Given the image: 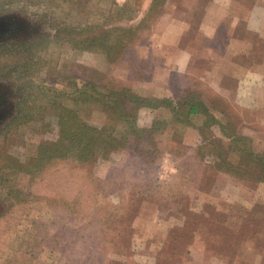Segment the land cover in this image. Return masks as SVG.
I'll list each match as a JSON object with an SVG mask.
<instances>
[{"label":"rangeland","instance_id":"1","mask_svg":"<svg viewBox=\"0 0 264 264\" xmlns=\"http://www.w3.org/2000/svg\"><path fill=\"white\" fill-rule=\"evenodd\" d=\"M121 1L114 0L116 4ZM200 1L159 0L156 23L145 32L146 38L122 55L125 69L115 63L104 66L103 73L117 74L120 84L131 87L130 69L135 68L131 52L150 45V41L154 43L163 16L168 17L167 24L174 25L169 33L177 25L183 27L182 31L187 29V37L179 39L181 44L191 45L193 53L208 51L216 43L221 51L227 41V27L236 17L227 16L226 0H217L219 7L224 6L226 19L219 22V8L209 10L207 5V14L202 12L201 18L194 5ZM105 2L51 0L41 10L21 3L0 10V17L13 14L28 20L26 15L38 16L51 25L45 24L47 33L56 31L57 35L42 47L34 46L32 40L0 45V86L14 95L25 82L28 86V98H13L11 112L0 123V163L13 148L24 151V155L38 145H46L54 136V109L49 114V106L41 101L53 96L55 89L67 92L72 85L78 87L88 66L103 62L77 45L101 32L98 19ZM127 3L130 9L139 6L143 11L148 0ZM206 20L220 25L211 42L205 33L212 26ZM90 21H96L97 27ZM116 23L126 26L133 22ZM121 67L124 71L120 74ZM245 75L253 81L245 85L244 93L249 98H263L260 75ZM190 86L187 88L200 86L211 95L220 93L204 83ZM18 102H22L19 107ZM257 105V101L251 103V107ZM136 111L129 104L123 106V113L134 116L136 124L142 126L150 114L143 109V116L138 118ZM255 111L250 113L252 118L241 116L250 125L238 128L241 131L244 127L245 133L240 134L250 137L255 152L263 153L264 126L257 124ZM102 113L99 103L88 102L83 104L80 117L98 127L104 123ZM184 128L168 123L166 130L173 133L162 138L164 150L151 164L117 149L107 160L98 162L87 177L83 170L65 161L55 162L30 184L21 174L5 176L0 182V206L6 207L0 216V264H264V183L238 182L222 174L210 176L205 163L176 143L180 139L182 145H193L197 140L195 134L183 136ZM225 139L217 138V146L221 156L227 158L231 146ZM127 141L131 146V137Z\"/></svg>","mask_w":264,"mask_h":264},{"label":"trees","instance_id":"2","mask_svg":"<svg viewBox=\"0 0 264 264\" xmlns=\"http://www.w3.org/2000/svg\"><path fill=\"white\" fill-rule=\"evenodd\" d=\"M128 1L122 0L116 4L114 0H106L105 10L98 19L101 32L91 41L86 40L77 45L82 51L102 58L103 62L89 65L87 75L78 87L72 85L67 92L55 89L53 96H48L46 101L42 100L44 97L41 98L42 104L49 106V114L54 109V136L46 145L36 146L32 153L25 151L23 155L24 151L11 149L0 163V182L7 175L21 174L30 184L32 178L57 161L73 164L76 169L83 170L87 177L92 175L98 162L107 160L117 149L129 151L136 158L151 164L164 150L162 138L173 133L166 130L168 123H178V126L191 128L197 139L191 147L186 143L182 145L179 139L176 142L179 148L190 151L192 158L205 163V171L210 176L222 174L238 182L264 183V152H255L246 134L226 132L230 108L219 94L211 95L200 86H176L170 90V97L155 98L149 96L146 89L120 84L117 74L114 77L103 73L104 66L115 63H120L125 69L127 64L122 55L140 45L146 38L145 32L156 23L159 0H148L143 11H139V6L130 9ZM202 2L194 4L199 17L202 12H206V5L209 7L212 0ZM20 3L41 10L51 0H0V10ZM250 5V0H231L226 10L227 16L231 14L229 17L238 18V13L246 14ZM118 20L133 23L118 25ZM89 24L97 27L91 21ZM100 79L111 81L102 82ZM88 102L101 105L104 123L98 127L80 117L83 104ZM125 104L148 111L149 119L138 126L134 116L123 113ZM128 137H131V146H128ZM217 137L230 142V155L227 158L221 156Z\"/></svg>","mask_w":264,"mask_h":264},{"label":"crops","instance_id":"3","mask_svg":"<svg viewBox=\"0 0 264 264\" xmlns=\"http://www.w3.org/2000/svg\"><path fill=\"white\" fill-rule=\"evenodd\" d=\"M230 1L226 0L225 2L226 10L231 3ZM250 1L251 5L246 14L231 19L227 27V41L223 44L221 51L216 43L210 46L208 51L204 49L201 53H193L191 45L180 43L179 38L186 35L187 29L184 27L185 29L182 31L183 27L180 25L182 28L178 30L180 27L177 25L176 29L169 33L170 26L174 28V25L167 24L168 17L163 16L160 24H158V32L153 36V38L156 37L154 43L151 44L150 41V45L138 47L131 52L135 68L130 69L131 80L129 83L127 82L128 85L146 89L148 95L155 98L170 97V90L176 86L191 87L192 83L197 85L204 83L207 87L214 86L220 90L219 95L229 103L227 133L238 135L245 133L243 132L245 128L243 127L240 131L238 126L242 124V126L247 127L250 124L249 122L244 123L243 121L246 120H242L241 116L252 118L250 113L253 110L258 112L253 115L258 118L257 124L264 126V97L249 98L243 91L245 85L253 81L245 75L246 72L260 75V82L262 83L260 84L261 86L264 85V0ZM221 6L219 7L217 0H214L208 7L209 10L219 8L217 9L219 22L220 20L222 22L224 18L226 19V13L225 15L223 13L224 6ZM206 12L205 14H207ZM207 19L209 18L207 17ZM206 21L212 26L211 31L213 30L205 33L207 41L211 42L217 36L219 24L217 21ZM181 31L182 34H180ZM159 52L163 55H159ZM220 52L221 55L219 56L218 53ZM157 59L160 60V63H157ZM254 101L260 105L251 107V103ZM241 112L243 113L239 115ZM143 114V109H137L135 116L141 118ZM184 134L193 135L195 132L191 128H184L183 136ZM190 138L192 139V137ZM217 138L225 139L223 137ZM196 142L197 140L193 142V145Z\"/></svg>","mask_w":264,"mask_h":264},{"label":"flooded vegetation","instance_id":"4","mask_svg":"<svg viewBox=\"0 0 264 264\" xmlns=\"http://www.w3.org/2000/svg\"><path fill=\"white\" fill-rule=\"evenodd\" d=\"M22 13L23 12H21V14ZM26 16L28 20L25 18L19 19L13 14L5 15L2 18L3 27L0 33V45L14 43L17 41L29 43L32 40L34 46L42 47V45L46 43L49 44L54 39H57V35L55 34L56 31L50 35V33H47L46 31L47 27L44 29L45 24L51 26L47 21L35 15ZM41 26L43 29H40ZM52 29L55 30L54 28ZM49 30H51V28ZM24 80V78L20 79V82H24ZM21 86L22 87L19 88L15 95L14 93H11V91L9 93L8 89L4 86H0V123H2V121H4L9 115V112H11L12 108L10 106V102L13 98L24 101L28 98L26 95L28 89L27 83L25 82ZM21 103L22 102L16 103V106L19 107ZM5 209L6 207H3L2 205L0 206V216L4 214Z\"/></svg>","mask_w":264,"mask_h":264},{"label":"water","instance_id":"5","mask_svg":"<svg viewBox=\"0 0 264 264\" xmlns=\"http://www.w3.org/2000/svg\"><path fill=\"white\" fill-rule=\"evenodd\" d=\"M2 18H3V17H0V33H1V31H2V27H3Z\"/></svg>","mask_w":264,"mask_h":264}]
</instances>
